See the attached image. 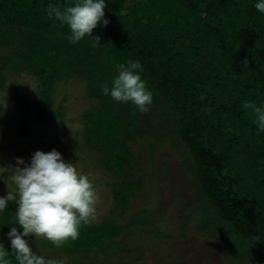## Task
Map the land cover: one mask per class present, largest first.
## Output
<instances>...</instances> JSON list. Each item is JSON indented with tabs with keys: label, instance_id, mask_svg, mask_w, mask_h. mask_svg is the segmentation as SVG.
<instances>
[{
	"label": "trees",
	"instance_id": "16d2710c",
	"mask_svg": "<svg viewBox=\"0 0 264 264\" xmlns=\"http://www.w3.org/2000/svg\"><path fill=\"white\" fill-rule=\"evenodd\" d=\"M254 2L105 0L109 23L92 30L91 35L100 38V45L93 47L87 36L71 43L68 27L47 16L49 4L63 8L73 0H0V47L14 45L17 50H0V88L5 73L14 68L9 63L34 67L41 62L45 75L37 103L40 116L55 125L65 112L61 105L52 104L54 83L60 76L84 77L98 105L84 113L86 152L72 144L66 154L72 162L77 155L97 157L101 166L121 178L111 182L115 195L121 190L115 186L123 182L136 181L137 189L143 185L140 177H128L127 166L141 162L129 142L139 137L155 150L153 137L174 136L184 151L182 169L185 166L194 173L198 196H203L219 222L227 224L234 235L257 247V257L264 264V132H258L252 115L241 107L245 100L258 106L264 102V14L253 7ZM14 56H18L15 63ZM129 59L141 63V78L153 100L164 103L166 110L141 113L131 103L101 94V85L111 86L115 66ZM30 124L21 119L18 132L25 134ZM100 135L114 139L105 147L107 152L91 145ZM162 146L157 144V148ZM2 182L0 195L14 188L12 178L9 185ZM15 211L14 202L0 211V242L9 250L11 264L17 262L6 233L11 227L22 231L13 223ZM3 218L10 223L2 222ZM92 224L79 228L78 240L69 239L59 247L38 238L41 247L37 249L31 235L25 239L38 255L57 264H95L94 257L101 264H130L131 249L124 241L130 233L115 237L106 233L108 226ZM97 229L103 233H95ZM117 238H123L119 250L115 248ZM48 242L50 247L44 244ZM47 250H53V256L44 253ZM55 250L70 258L66 260Z\"/></svg>",
	"mask_w": 264,
	"mask_h": 264
},
{
	"label": "rangeland",
	"instance_id": "374dc122",
	"mask_svg": "<svg viewBox=\"0 0 264 264\" xmlns=\"http://www.w3.org/2000/svg\"><path fill=\"white\" fill-rule=\"evenodd\" d=\"M2 47L0 50L4 52L17 51L14 45ZM17 59L18 56H14L12 62ZM9 65L14 68L5 73L6 81L0 88V180L5 186L9 185L10 170L18 157L27 162L36 150L48 152L55 148L64 159L69 160L66 151L72 144L86 152L84 113L98 105L97 98L89 95L84 77L64 78L59 75V80L54 79L51 100L54 106L61 105L65 114L57 124L49 123L40 116L37 103L41 76L45 75L42 63L34 67L30 64ZM10 82H13L12 86ZM149 109L164 111L166 107L164 103L153 100ZM95 110H100V107ZM23 118L28 119L31 126L25 134H20L18 123ZM167 127L162 130L166 131ZM173 138L172 135L165 139L159 135L156 140L153 137L151 146L155 150L139 137L129 142L141 162L127 166L128 177L134 180L140 177L143 185L137 189L138 182H123L115 186L114 189L121 186L116 195L111 182L121 178H115L110 170L101 166L97 157L77 155L73 158L77 170L88 177L98 192L96 217L90 222L93 223L91 226L99 223L100 226H108L106 233L112 232L115 237L130 233L124 239L131 249L130 264H263L257 257V247L234 235L227 224L219 222L203 196H198L197 187L192 182L194 173L185 166L182 169V144ZM113 140V137L100 135L99 140L96 138L91 145L95 143L107 152L105 147ZM157 144L163 146L157 148ZM10 185L13 188L14 185ZM132 190L134 193L126 196ZM2 222L9 221L3 218ZM98 230L95 233H103V230ZM31 238L34 248L41 247L36 239L43 237ZM122 239H115L117 250L121 248ZM44 244L50 247L49 242ZM47 252L53 256V250L44 251ZM55 252L66 260L70 258V254ZM92 260L101 264L95 257Z\"/></svg>",
	"mask_w": 264,
	"mask_h": 264
},
{
	"label": "clouds",
	"instance_id": "9594fccd",
	"mask_svg": "<svg viewBox=\"0 0 264 264\" xmlns=\"http://www.w3.org/2000/svg\"><path fill=\"white\" fill-rule=\"evenodd\" d=\"M106 6L105 0H73L63 8L59 4H49L46 11L49 18L68 27L71 43L87 36L96 47L100 45V38L91 33L98 25L109 23L105 18ZM253 7L264 14V0H255ZM115 68L111 86L101 85V94L116 102L131 103L141 113L147 112L153 103V93L141 78V63L129 59ZM241 107L252 115V123L258 132H264V102L258 106L245 100ZM10 173L14 188L0 195V211H4L10 202L16 205L13 223L22 231L11 227L6 233L15 261L17 264H57L38 255L25 237H43L57 247L69 239L76 240L79 228L96 217L97 189L55 148L48 152L36 150L27 162L16 158ZM8 254L9 250L0 242V264H11Z\"/></svg>",
	"mask_w": 264,
	"mask_h": 264
}]
</instances>
